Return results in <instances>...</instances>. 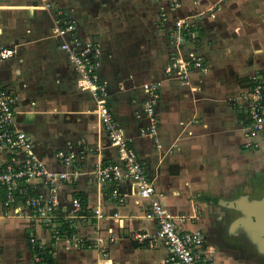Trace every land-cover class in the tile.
Listing matches in <instances>:
<instances>
[{"label": "crops", "instance_id": "1", "mask_svg": "<svg viewBox=\"0 0 264 264\" xmlns=\"http://www.w3.org/2000/svg\"><path fill=\"white\" fill-rule=\"evenodd\" d=\"M254 2L53 0L54 9L45 10L40 0H0V47L14 50L0 59V84L18 98L16 124L50 169L81 172L61 186L58 197L67 215L74 197L84 209L70 230L74 236L55 238L27 206L6 209L0 192V264H33V235L45 244L42 264H163L167 255L164 241L151 247L130 238L134 231L157 229L146 215L149 200L135 183L125 177L100 183L91 174L98 164L121 162L92 95L79 88L78 74L52 36L58 17L71 18L82 41L101 47L98 73L109 105L180 228L202 229L215 247V264H264V231L244 214L252 204L264 213V146L244 145L240 108L250 75L264 69V49L244 36V24L257 13ZM215 4L217 9L206 13ZM178 19L186 23L181 42L174 40ZM180 62L189 63L186 74ZM146 85L159 94L155 135L145 112L151 98ZM70 143L78 156L67 168L56 154ZM8 156L0 149V168ZM31 185L35 195L47 194L39 182ZM114 188L120 197L112 195ZM110 234L115 240L103 247L76 243V237Z\"/></svg>", "mask_w": 264, "mask_h": 264}, {"label": "built area", "instance_id": "2", "mask_svg": "<svg viewBox=\"0 0 264 264\" xmlns=\"http://www.w3.org/2000/svg\"><path fill=\"white\" fill-rule=\"evenodd\" d=\"M40 1V8L51 10L55 7L53 0ZM178 6L176 2L171 4L173 8ZM215 7L216 4L211 6L208 12H213ZM161 13L163 20H166V12ZM185 25L183 19L175 21L174 29L177 32L176 37L174 36L175 41L183 40L180 33ZM52 36L60 41L61 49L66 52L68 61L78 74L79 88L92 95L98 118L119 154L121 165L98 164L91 174L100 183L116 184L122 178H128L135 183L138 194L149 200L146 215L157 222V229L153 234L134 231L131 240L151 247H156L160 241H164L167 255L163 264H215V247L208 243L202 229H181L174 216L165 209L156 196L154 184L133 148L132 139L125 135L109 105L107 86L100 81L98 69L101 64V47L93 40L82 41L77 36L76 26L71 18L58 17ZM13 54V49L0 47V59H8ZM179 67L186 74L189 63L180 62ZM183 77L187 78V75ZM145 89L151 96L145 106V112L151 117L150 132L155 135L154 106L159 94L155 86L146 85ZM17 100L15 93L0 84V149L9 153L5 165L0 168L3 205L6 209H17L19 204H23L31 209L32 216L48 228L53 237L69 238L74 236L70 230L75 227V220L82 218L81 212L84 209L81 200L74 197L71 201V213L68 215L63 213L58 192L63 184L78 180L81 172L78 169L55 171L48 167L39 156L31 136L16 124ZM243 100L244 104H241L240 108L245 115L244 145L248 148H260L264 146V69L250 75L249 86ZM56 155L63 166L72 168L78 152L70 143L67 149L58 150ZM34 182H39L47 194L35 195L33 191L36 185H31ZM111 193L114 197L121 196L117 188L112 189ZM94 212L97 217L103 216L101 210L96 209ZM114 215L119 216L118 213ZM114 240L115 236L112 234L108 237L99 236L86 240L76 237L78 245L87 242L97 247H103ZM29 242L33 251V264H42L46 252L44 242L34 235L29 237Z\"/></svg>", "mask_w": 264, "mask_h": 264}, {"label": "rangeland", "instance_id": "3", "mask_svg": "<svg viewBox=\"0 0 264 264\" xmlns=\"http://www.w3.org/2000/svg\"><path fill=\"white\" fill-rule=\"evenodd\" d=\"M251 8L256 10L257 13L255 16L253 15V17H255L254 19L250 18L249 22L244 24V36L251 37L253 42H258L264 49V0H257ZM215 9H217V7H215ZM207 12L206 10V13ZM261 53V57H264V50L260 52V54Z\"/></svg>", "mask_w": 264, "mask_h": 264}, {"label": "water", "instance_id": "4", "mask_svg": "<svg viewBox=\"0 0 264 264\" xmlns=\"http://www.w3.org/2000/svg\"><path fill=\"white\" fill-rule=\"evenodd\" d=\"M244 214H245V217L247 216L248 219L253 220V223L255 224V226L262 227L264 231V228H263L264 227V213H258L257 209L255 208V206L253 208V204H252V206L248 208L247 207L244 208ZM244 223L249 224V222L245 218H244Z\"/></svg>", "mask_w": 264, "mask_h": 264}]
</instances>
